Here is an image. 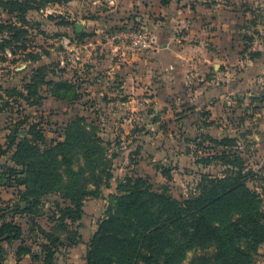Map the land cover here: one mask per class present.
<instances>
[{
  "label": "rangeland",
  "instance_id": "374dc122",
  "mask_svg": "<svg viewBox=\"0 0 264 264\" xmlns=\"http://www.w3.org/2000/svg\"><path fill=\"white\" fill-rule=\"evenodd\" d=\"M9 1L22 2L26 9L21 13L9 5ZM223 2L234 5L229 0ZM241 2L256 18L255 22L242 20L237 32L239 35L255 34L256 28L263 29L264 0ZM116 9L118 6L110 7L109 0H0V141L9 144L10 148L6 155L0 157V164H12L10 157L14 144L10 143L9 136L18 122L21 124L15 132L17 138L28 137L29 125L38 123L49 141L62 139L66 125L80 117L104 141L105 155L111 159V177L99 187L97 196L84 200L82 214L75 219L64 216L69 202L62 199L57 191L41 196L40 204L28 216L16 207L20 196L16 190L10 188L14 191L11 195L10 191L0 189V221L19 224L23 237L27 240L32 238L27 246L34 255H38L36 261L39 264H44L38 245L41 239H56L49 264H79L80 258V264H84L90 239L101 220L116 212L117 198L132 188L127 184L130 177H142L153 192L167 191L181 201L196 190L202 174L222 173L225 165L221 161L206 164L201 160L222 151L242 161L246 184L260 193L264 203V114L261 112L264 106V70L259 74L253 73L249 84L226 101L230 112L218 121L213 130H188L181 125L185 115L181 112L141 113L136 109L137 104L141 107L143 103L146 108L150 103L136 102L137 93L142 91L137 92L132 83L125 88L117 68L103 62V59L119 58V48L111 50L112 45L98 43V54H93L94 57L86 46V34L89 35L94 28V20L103 16L109 18L108 13ZM120 11H124L122 7ZM127 11L128 16L116 13L110 17L113 26L108 29L112 32L118 28L140 30L143 17L147 15H139L132 8ZM138 16V20L133 19ZM76 23L84 24L83 30L81 27L76 31ZM125 39L128 40L127 37ZM257 40L259 42L260 39ZM252 51L250 46L243 48L242 57H249ZM261 52L259 58L264 63V47ZM94 59L99 65L92 68L90 64ZM220 65L225 67L226 64ZM42 66L45 67L43 71H36ZM238 67L227 65L226 69H231L229 73L232 75ZM45 72L47 79L73 83L71 87L58 91L65 97L52 96L54 99H51L45 91L47 87L40 84L38 78L31 81L32 76ZM159 86L165 88L162 84ZM41 95L45 96L43 100L38 98ZM223 138L234 142L225 146L214 144ZM248 169L254 172L247 174ZM162 171L166 176L161 174ZM19 204L25 206L23 201ZM85 236H88L86 242L83 241ZM80 249L84 253H81L82 257ZM190 256L188 252L183 264ZM260 256L258 251L253 254L255 264L262 260Z\"/></svg>",
  "mask_w": 264,
  "mask_h": 264
},
{
  "label": "trees",
  "instance_id": "16d2710c",
  "mask_svg": "<svg viewBox=\"0 0 264 264\" xmlns=\"http://www.w3.org/2000/svg\"><path fill=\"white\" fill-rule=\"evenodd\" d=\"M159 2L166 6L171 0ZM7 3L21 13L26 9L22 2ZM243 36L251 41L252 37ZM247 42L244 48L250 46ZM260 56L259 50L249 54L250 59ZM43 69L44 66L36 71ZM36 78L56 98L65 97L58 92L61 88L73 85L67 80L47 79L46 72L32 76L31 81ZM38 98L43 100L45 96ZM19 124L14 125L9 136L14 144L12 164H0V187L16 190L20 195L16 207L28 216L40 204L41 196L57 191L69 202L64 216L78 218L84 200L97 196L99 187L111 177V159L105 155L104 141L82 117L66 125L62 139L49 141L38 123L29 125L28 137L17 138ZM233 142L223 138L214 144ZM9 149V144L0 141V157ZM201 160L206 164L221 161L225 168L220 175L202 174L196 190L181 201L167 191L153 192L142 177H130L127 184L132 188L117 198L116 212L101 220L90 239L84 264H183L188 252L191 256L185 264H255L253 254L264 244V203L260 193L246 184L238 157L222 151ZM161 174L166 176L164 171ZM31 239L23 237L19 224L0 221V260L5 254L2 243L19 241L17 257L29 254L36 261L38 255L27 246ZM55 240L41 239L38 244L44 264L53 259Z\"/></svg>",
  "mask_w": 264,
  "mask_h": 264
},
{
  "label": "crops",
  "instance_id": "0c3cea01",
  "mask_svg": "<svg viewBox=\"0 0 264 264\" xmlns=\"http://www.w3.org/2000/svg\"><path fill=\"white\" fill-rule=\"evenodd\" d=\"M229 1L234 5L222 4V0H171L166 6H162L159 0H109L110 7L115 5L118 9L110 10L111 13L108 11L109 18L103 16L94 20V28L89 35L86 34L87 50L90 55H97L98 43L102 46L112 45L111 50L119 48V58L103 59V62L117 68L125 88L132 83V88L137 92L142 91L137 93L136 102H150L146 107L148 109L143 103L141 107L137 104L139 112H181L185 114L181 125L188 130H213L221 118L230 112L226 101L249 84L253 73L259 74L264 70L260 58L242 57L241 51L247 41L237 32L242 20L255 22L256 15L247 9L246 4L243 6L241 0ZM121 7L123 12L120 11ZM131 8L139 15H147L142 16L143 22L139 27L145 37L143 47H135L130 30L118 28L112 32L108 29L113 26L110 17L116 16V13L128 16L127 10ZM133 19L138 20L139 16ZM262 27L255 29L256 34L248 35L252 37L247 42L252 50L262 51L264 47V21ZM115 33L120 34L116 41L113 38ZM105 55L109 56L107 53ZM222 63L226 64L225 67L220 65ZM90 65L93 68L99 62L94 59ZM227 65L239 67L230 75L231 69H226ZM160 84L165 88H160ZM261 112L264 114V106ZM0 189L10 191L11 195L14 192L10 188ZM87 239L88 236L83 237L84 242ZM19 244V241L2 243L5 254L0 264H39L29 254L17 257ZM81 251L80 255H84ZM258 252L262 260L257 264H264V244Z\"/></svg>",
  "mask_w": 264,
  "mask_h": 264
},
{
  "label": "built area",
  "instance_id": "2783aa9c",
  "mask_svg": "<svg viewBox=\"0 0 264 264\" xmlns=\"http://www.w3.org/2000/svg\"><path fill=\"white\" fill-rule=\"evenodd\" d=\"M130 35L135 40V47L144 46L145 37H143V35L140 33V30L134 29L133 31L130 32ZM119 36H120L119 33H115L113 35V38H118Z\"/></svg>",
  "mask_w": 264,
  "mask_h": 264
},
{
  "label": "water",
  "instance_id": "95a60500",
  "mask_svg": "<svg viewBox=\"0 0 264 264\" xmlns=\"http://www.w3.org/2000/svg\"><path fill=\"white\" fill-rule=\"evenodd\" d=\"M81 27H82V25L80 23H76L75 24L76 31H78V29H80Z\"/></svg>",
  "mask_w": 264,
  "mask_h": 264
}]
</instances>
